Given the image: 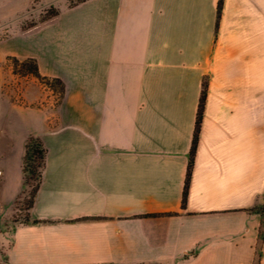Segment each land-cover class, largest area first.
<instances>
[{
	"label": "crops",
	"instance_id": "0c3cea01",
	"mask_svg": "<svg viewBox=\"0 0 264 264\" xmlns=\"http://www.w3.org/2000/svg\"><path fill=\"white\" fill-rule=\"evenodd\" d=\"M32 1L0 0L3 208L24 190L26 139L46 149L28 211L42 223L0 227L6 264H264L246 212L264 195V0H223L217 31L218 0H82L20 35ZM8 57L35 59L63 99L41 106L31 79L11 100Z\"/></svg>",
	"mask_w": 264,
	"mask_h": 264
},
{
	"label": "trees",
	"instance_id": "16d2710c",
	"mask_svg": "<svg viewBox=\"0 0 264 264\" xmlns=\"http://www.w3.org/2000/svg\"><path fill=\"white\" fill-rule=\"evenodd\" d=\"M79 2H81V0L78 1L77 3ZM222 4H223V0H218L217 9H216V25H215L216 31L218 29L219 20L221 17ZM59 16H60L59 10L53 6H50L43 14L40 15L37 21L24 22L20 26L19 34L30 35L36 33L42 26L56 23L59 19ZM7 63L11 66L13 75L19 77H30L36 80L38 83L44 84L48 88H50L54 94L58 95L60 100L63 99L65 93L64 83L57 78H48L42 76L39 72L37 61L35 59L26 58L20 60L15 57H8ZM207 89H208V80L206 77H204L202 79V84H201V91H200L199 102L195 117L194 131H193L187 168L185 173L184 185L182 190V197H181L182 210L186 208L190 179L194 167V159H195L196 149L198 146V139L202 124L204 106L207 98ZM45 157H46V149L41 139L36 136H29L25 142V154L22 164L24 191H22L21 194L28 195V198L25 200V209H24L27 213L25 214V220L22 224L35 225L42 223V221L32 219L28 211L31 209L33 205L35 195L41 184L42 171L45 165ZM27 189H29V191H26ZM20 198L21 196L19 195L17 197V200H19ZM246 212L257 213L262 217L258 230V243H260L263 239V234H264V195H263L262 203L260 205L258 206L256 205L246 210ZM173 215L174 214H169L168 216H173ZM259 255L260 253L256 252L254 264H259Z\"/></svg>",
	"mask_w": 264,
	"mask_h": 264
},
{
	"label": "rangeland",
	"instance_id": "374dc122",
	"mask_svg": "<svg viewBox=\"0 0 264 264\" xmlns=\"http://www.w3.org/2000/svg\"><path fill=\"white\" fill-rule=\"evenodd\" d=\"M80 0H33L30 3V7L28 9V15L27 19L28 21H37L41 14H43L48 8V4H53L51 6L53 7H61L64 5L72 6L77 4V2ZM82 1V0H81ZM8 28H4L2 32H0V38H5L8 36ZM4 68H6L4 66ZM5 72L9 71L12 73V69H4ZM13 75V74H12ZM8 76V75H7ZM32 78L30 77H19V76H10L9 79L7 77L4 80L2 92L4 94H7L11 100H15V102L19 105H25L24 101L20 98L22 97V92L24 89L30 84V80ZM41 93V99L40 103L42 105H47L48 103L52 104L53 108L57 105L54 103V99L50 96L49 91L44 89L43 86H46L44 84L38 83ZM47 87V86H46ZM48 88V87H47ZM50 89V88H49ZM51 90V89H50ZM52 91V90H51ZM53 92V91H52ZM60 101V99H59ZM53 102V103H51ZM46 107V106H45ZM47 108V107H46ZM24 191V190H23ZM26 191H29L27 189ZM21 198L19 200H16L13 202L12 206L6 210L0 205V227L2 225H5L6 230H10L11 228H14L15 226L22 224L25 220V214L27 213L25 209V200L28 198L27 194H20ZM259 244V243H258ZM0 264H5V258L2 250L0 249Z\"/></svg>",
	"mask_w": 264,
	"mask_h": 264
},
{
	"label": "built area",
	"instance_id": "2783aa9c",
	"mask_svg": "<svg viewBox=\"0 0 264 264\" xmlns=\"http://www.w3.org/2000/svg\"><path fill=\"white\" fill-rule=\"evenodd\" d=\"M11 69V67L9 68ZM44 89H46L47 91H49V94L50 96L54 99V103L57 104L59 102V97L58 95L54 94L49 88H47L46 86H43ZM53 103V102H51ZM42 106H47V107H50V108H53L52 104L48 103L47 105H42ZM48 109V108H47Z\"/></svg>",
	"mask_w": 264,
	"mask_h": 264
}]
</instances>
